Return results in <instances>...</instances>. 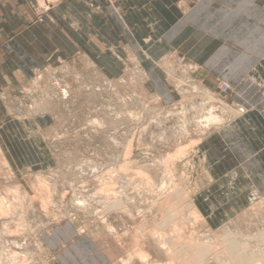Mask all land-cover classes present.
I'll list each match as a JSON object with an SVG mask.
<instances>
[{
    "label": "rangeland",
    "instance_id": "1",
    "mask_svg": "<svg viewBox=\"0 0 264 264\" xmlns=\"http://www.w3.org/2000/svg\"><path fill=\"white\" fill-rule=\"evenodd\" d=\"M28 1L35 22L40 24L51 21V14L62 3ZM101 1L104 5L90 4L92 10H103L104 16L98 22L100 26L96 28L94 23L91 28L88 24L83 31L88 32V42L75 32L77 35L71 39L73 50L53 58L49 67L25 83L21 94L14 98L17 100L9 102L14 103V110L3 120L32 119L40 126L35 137L40 149L38 163L26 164L25 157L29 156L24 154L23 164L14 168L0 146V259L10 255L8 261L2 259L0 264H60V254H42L35 247L38 239L54 226L53 229L65 226L68 232L73 226V238L83 248L90 246L89 241H84L88 240L84 239L88 237L85 233H91L101 245L100 250L113 256L110 264H171L172 255L167 250L178 245L175 256L180 261L175 264H233L222 251L206 253V247L219 250V239L225 230L240 246L254 253L255 264H264V181L247 165L253 166L258 156L254 153L244 164L239 161L237 169L217 182L216 187H221L223 194L217 193L215 187L208 188V181H214L212 175L199 172L204 162H213L200 144L216 134L219 147L211 145L213 152L235 156L233 137L248 127L255 140L247 120L262 122L261 114H253L256 110L250 111L251 107L241 103L248 112L240 120L201 133L196 120L209 101L205 95L200 96L201 100H195V94L183 98L180 92V88L185 91L195 85L193 82L205 87L213 83L210 72L201 67L209 47L213 48L209 46L210 36L222 28L216 27L223 17L222 7L204 3L207 0L200 4L197 0H169V13L192 19L184 22L178 35L170 31L164 36L159 31V19L165 15L149 0H131L129 4L124 3L127 0ZM251 11V6L243 9L244 13ZM58 23L68 27L66 22ZM80 46H86L87 55L79 50ZM113 47L114 60L109 55ZM141 70L148 74L147 82ZM256 71L251 79L264 83L260 69ZM215 81L217 103L229 104L225 97L232 100V89L228 90L224 80ZM123 173L134 182L129 191L137 196L133 206L112 210L96 199V206L106 208L100 215L73 208L74 199L83 195L104 193L111 199L110 189L122 188ZM205 185L210 192L201 199L208 212L195 202L197 188ZM15 200L19 205L11 204ZM4 202L12 205L10 213L3 209ZM172 212L181 215L179 220L170 218ZM123 213L126 218L120 219ZM74 219L82 225L74 223ZM239 224L246 227H236ZM230 226L232 230L227 228ZM80 233L85 235L79 237ZM174 240H178V245H172ZM45 244L49 246L46 240ZM145 246L159 259L139 256L138 251ZM92 250L98 252L97 247ZM72 252L69 263L77 259L76 251Z\"/></svg>",
    "mask_w": 264,
    "mask_h": 264
},
{
    "label": "crops",
    "instance_id": "2",
    "mask_svg": "<svg viewBox=\"0 0 264 264\" xmlns=\"http://www.w3.org/2000/svg\"><path fill=\"white\" fill-rule=\"evenodd\" d=\"M130 1L127 0L124 3L129 4ZM149 2L151 5L159 6L165 15L159 19L161 27L159 31L164 32V36L168 35L170 31H176L175 34L178 35V32L184 27V22L192 19L190 16H183L180 13L179 16L169 13L170 10L167 7L171 3L169 0H149ZM201 2L202 0H197L196 3L200 4ZM204 3L222 7L223 14L216 24V27L222 26V28L210 36L209 46L213 48L209 47L208 57L201 67L210 72L209 77L213 83L208 87L215 91L217 87L215 89L213 84L216 83V78L224 80L233 88L230 95V98L233 97L232 100L228 99V96L225 99L233 106H237V104L244 106L241 103H245L246 106L251 107L250 111L256 110L253 114H261L262 119V122L259 123L247 120L249 122L247 125L256 135L255 140L250 137L251 131L248 127L233 137V142L236 145L234 154L239 159H236L232 153L225 155V152L218 154L213 152L212 146L219 147L216 134L211 135L200 144V148L208 152L207 155L213 162H204L199 172L205 174L207 172L210 177L212 175L214 181H208V188L215 187L217 193L223 194L222 188L218 187L220 189L218 190L216 187L217 182L232 170L237 169L240 166L239 161H242L243 164L246 163L254 153L258 156V160L253 166L247 164L249 171L255 172L256 176H262L264 181V175H262L264 174V92L263 88L256 85L251 79V75L255 74L258 68L262 79H264V72L261 71L264 68V0H207ZM90 4L104 5L101 0H62L59 9L51 14V21L48 20L40 24L35 22L34 13L28 0H0V146L14 168H19L23 164L24 154L29 156L25 157L26 164L38 163L39 154L37 151L39 152L40 148L35 139V129L40 132V126L32 119L19 118L11 122L3 120L13 109L14 103L9 104V102L17 100L14 98L21 94L25 83L39 71L49 67L53 58L62 54L61 52L67 53L73 50L71 49L73 35L78 33L77 36L85 38L88 42V32L83 31L88 29V24L91 28L95 26L94 23H96V28L100 26L98 22H101L104 16L103 10H92ZM213 6L210 8L212 9ZM247 6H251L252 13L243 12ZM59 21L66 22L68 27L65 25L60 27ZM95 33V36L98 37L97 30ZM102 34L103 31L101 36ZM87 42L85 43L87 44ZM82 49L86 54V46L79 47L80 51ZM110 51L109 55L114 60V53H116L114 47ZM197 51L199 53L201 49L198 48ZM150 81L152 82V79ZM233 133L232 130L231 134ZM24 148L28 151L25 152ZM219 156L221 158H218ZM213 166H215L214 171ZM199 172H195V175H198ZM199 177L204 180L203 177ZM206 185L197 188L199 192L195 202L208 212L206 204L201 199L203 194L208 196L207 193L210 192L206 191ZM221 208L222 206L219 208L220 211H222ZM70 228L72 231L68 232L65 226L57 227L51 235L44 238L57 255L60 254V264H65L64 262L67 264H110L109 261L113 263L108 254L101 251L99 245H96L97 241L90 233H85L88 237L84 238L88 239L84 241H89L90 246L87 248L78 246L77 239L73 238L76 237L74 227ZM85 234L80 233L79 237ZM68 244L70 245L65 246ZM95 247L98 252L92 250ZM73 250L76 251L77 259L75 263H69L68 257L72 255Z\"/></svg>",
    "mask_w": 264,
    "mask_h": 264
},
{
    "label": "bare ground",
    "instance_id": "3",
    "mask_svg": "<svg viewBox=\"0 0 264 264\" xmlns=\"http://www.w3.org/2000/svg\"><path fill=\"white\" fill-rule=\"evenodd\" d=\"M170 57H172V56H170ZM166 58H168V57H166ZM170 59V58H169ZM175 59V57H173V60ZM165 60V59H164ZM163 60V61H164ZM165 62H167L166 60H165ZM165 62H164V64H165ZM168 62H169V60H168ZM169 64H170V62H169ZM166 66V65H165ZM189 66V65H188ZM189 68V67H188ZM52 69V68H51ZM170 69V68H169ZM50 70V69H49ZM48 70V71H49ZM54 70V69H53ZM194 70V69H193ZM45 71V70H44ZM50 71H52V70H50ZM166 71H167V69H166ZM175 71V70H174ZM173 71V72H174ZM140 72V71H139ZM167 72H169V71H167ZM171 72H172V70H171ZM172 72V73H173ZM46 73V72H45ZM45 73H44V76L43 77H45ZM141 73L143 74V75H145V80H146V82H147V80L149 79L148 78V74L147 73H145V71L144 70H141ZM141 73H139L140 75H141ZM171 73V75H173ZM177 73V72H176ZM43 74V73H42ZM47 74V73H46ZM168 74H170V73H168ZM39 75H41V74H39ZM38 75V76H39ZM130 76V75H129ZM107 77V76H106ZM131 77V76H130ZM129 77V78H130ZM133 77V76H132ZM134 78V77H133ZM36 79H37V77H36ZM46 79V78H45ZM44 79V80H45ZM178 79H180V78H178ZM132 80V79H131ZM137 80V79H136ZM138 81V80H137ZM144 81V80H143ZM180 81V80H179ZM34 82V81H33ZM41 82V81H40ZM43 82V81H42ZM133 82H136L135 80L133 81ZM180 82H182V80L180 81ZM81 83V82H80ZM79 83V84H80ZM113 83H114V81H113ZM122 83V82H121ZM143 83V82H142ZM256 84H259V85H261V86H263L264 87V83H262V82H258V81H256L255 82ZM41 84V83H40ZM108 84V83H107ZM193 84H195V85H192V87L190 88V87H188V86H186V87H188V90H183V89H181L180 88V92L182 93V96H183V98H184V96L185 95H189V94H195V100H201L200 99V96H202V95H205L206 96V98H207V100L209 101V105L208 104H206V107H204V110H203V112L201 113V115L199 116V117H197V120H196V123L198 124V126H199V129H200V132L201 133H203V132H207V131H209V130H211L212 128H216V129H219V128H221V127H223L227 122H229V121H233V123H235L234 121H238V120H240L241 119V117L242 116H245L246 115V112H248L247 110V108L246 107H244V106H242V105H238L237 104V106H233L232 104H225V103H222V104H219V103H217V101H216V99H215V97L217 96V92H215V91H213V90H211L209 87H205V86H202L201 84H196L195 82H193ZM227 85H228V90L229 89H233L228 83H226ZM39 85V84H38ZM37 85V86H38ZM55 85V84H54ZM53 85V86H54ZM183 85H185L184 83H183ZM85 86V85H84ZM87 86V85H86ZM105 86V85H104ZM178 86V85H177ZM111 87V86H110ZM115 87V86H114ZM117 87V86H116ZM119 87V86H118ZM117 87V88H118ZM147 87V86H146ZM178 87H181V86H178ZM41 88V87H40ZM49 88V87H48ZM113 88V87H112ZM82 89V88H81ZM135 89V88H134ZM30 90V89H29ZM35 90H36V88H35ZM38 90V89H37ZM117 90V89H116ZM227 90V91H228ZM49 91V90H48ZM52 91V90H51ZM115 91V90H114ZM137 91H138V89H137ZM138 92H140V91H138ZM30 93V92H29ZM207 93V94H206ZM52 94V93H51ZM53 95V94H52ZM51 95V96H52ZM158 96V95H157ZM49 97H50V95H49ZM93 97V96H92ZM160 96H158V98H159ZM186 97V96H185ZM192 97V96H191ZM96 98V97H95ZM161 98V97H160ZM190 98V97H189ZM79 99V98H78ZM145 99V98H144ZM186 99V98H185ZM44 101V100H43ZM52 101V100H51ZM88 101V100H87ZM154 101V100H153ZM45 102V101H44ZM89 102V101H88ZM43 103V102H42ZM91 103H92V101H91ZM52 104V103H51ZM81 104V103H80ZM85 104V103H84ZM149 104V103H148ZM218 104V105H217ZM40 105H43V104H40ZM46 105V104H45ZM53 105V104H52ZM48 106H50L51 107V105H48ZM47 105H46V107H48ZM77 107V106H76ZM80 107V106H79ZM37 108H38V106H37ZM41 108H45V106L44 107H42L41 106ZM86 108V107H85ZM50 109H52V107L50 108ZM38 110H42V109H40V107H39V109ZM44 110V109H43ZM43 110H42V112H43ZM47 110V109H46ZM53 110V109H52ZM85 110V109H84ZM128 110V109H127ZM39 111V112H40ZM48 111V110H47ZM45 112V111H44ZM55 113V112H54ZM35 114H36V112H35ZM39 114V113H38ZM41 114H43V113H41ZM51 115H53V114H51ZM32 116V115H31ZM128 116V115H127ZM241 116V117H240ZM250 116V115H249ZM96 118V117H95ZM97 120V119H96ZM117 120V119H116ZM95 128V127H94ZM97 128V127H96ZM100 130V129H99ZM35 132H36V135H37V130L35 129ZM97 132V131H96ZM55 133V132H54ZM34 134V133H33ZM117 144V143H116ZM131 148V147H130ZM127 151V150H126ZM130 152V151H129ZM121 159V158H120ZM88 160V159H87ZM84 161V160H83ZM74 162V161H73ZM115 162V161H114ZM126 162V161H125ZM117 163V162H116ZM84 164V163H83ZM129 164V163H128ZM131 164V163H130ZM127 165V164H126ZM125 165V166H126ZM116 167V166H115ZM130 167V166H129ZM194 167V166H193ZM195 168H196V166H195ZM198 169V168H197ZM196 169V170H197ZM118 172V171H117ZM114 174V173H113ZM126 176V177H125ZM129 175H124V173H123V177L121 178L122 179V188H121V190H115V189H110V194L112 195V197H111V199L109 198V194H104V193H100V195L99 194H92V195H83V196H81V197H76L75 199H74V201L72 202V206H73V208L74 207H77L76 208V210L77 211H86V212H89V213H94V212H96L97 213V215H100L101 213H103V212H105L106 211V208L105 207H103V206H106L107 207V209H108V207L110 208V209H112V210H116V209H118V208H120V207H125V206H130V205H134L135 203H136V198H137V196L135 195V193H132V192H129L130 191V188H131V185H133L134 186V182H133V180L132 181H130L132 178H130V180H129ZM115 178V177H114ZM128 178V179H127ZM195 180H197V179H195ZM133 182V183H132ZM14 189V188H13ZM163 190H164V187H163ZM103 191V190H102ZM102 191H99V192H102ZM177 194V193H176ZM180 194V193H179ZM106 195V196H105ZM96 199H100L101 200V202L103 203V206L102 207H100L99 208V206H96L97 204H94V200L96 201ZM159 200V199H158ZM168 200V199H167ZM21 201V200H20ZM164 201V200H163ZM169 201V200H168ZM167 201V202H168ZM175 201V200H174ZM98 202V201H97ZM20 203H22V201L20 202ZM107 203L109 204V205H107ZM172 203V202H171ZM0 204H1V202H0ZM5 204V208H3L5 211H7V213H10V210H9V208H11V204H14L15 206L16 205H19V201L18 200H15L14 202H12L11 204H6V202H4L3 203V205ZM166 205H168V204H166ZM170 206H171V204H170ZM158 207H160V206H158ZM164 207V206H163ZM168 207V206H167ZM178 207H179V205H178ZM105 208V210H103V209ZM172 208L173 207H171V210H172ZM177 209H179V208H177ZM176 209V210H177ZM165 210H166V208H165ZM180 210V209H179ZM183 211V210H182ZM169 213H170V210L168 211ZM79 213V212H78ZM92 213V214H93ZM185 213V212H184ZM170 215H172V217H170V218H172V219H176V220H179V216H181L179 213H176V212H172ZM169 215V216H170ZM120 216V219H125L126 218V216L124 215V213L123 214H121V215H119ZM79 218H81V217H79ZM171 219V220H172ZM74 221V223L75 222H77V221H75V219L73 220ZM79 225H82V223H80V222H77ZM235 223H238V221L237 222H235ZM58 224H60V223H58ZM234 224V223H233ZM45 226V225H44ZM54 226V225H53ZM55 227V226H54ZM54 227H52L51 229H48L49 231L47 232V234L46 235H43V237H41V238H39L38 239V241H37V243L35 244V247L37 248V251H40V252H42V254H46V253H50L51 255H55V251L53 250V248H51V247H49V246H47L46 244H45V236H48V235H51V233H53L54 231H55V229H53ZM236 227H238V228H241V227H246L244 224H239V225H237ZM62 228H63V226H62ZM228 229H231V226L230 227H227ZM7 229V228H6ZM6 229H5V231H6ZM232 230V229H231ZM67 231V230H66ZM176 232V231H175ZM174 233V232H173ZM173 233H171L173 236H174V234ZM91 234V233H90ZM1 235H3V232H1ZM92 235V234H91ZM122 235V234H121ZM93 236V235H92ZM175 236H176V233H175ZM51 237V236H50ZM94 238H95V240L97 241V243L99 244V242H98V240H97V238L95 237V236H93ZM52 238V237H51ZM64 238V237H63ZM176 238V237H175ZM175 241V240H174ZM219 241H220V248H219V250L217 249V251H215V250H213L211 247H206V249H207V254H215V253H217V252H223V253H225L226 254V256L227 257H229L228 259L230 260V261H232V263L233 264H255V262H256V259H254V253H251L249 250H247L246 248H244L243 246H240V244H239V242L233 237V235L230 233V232H228V230H225V232L223 233V235L220 237V239H219ZM6 242V241H5ZM53 243V242H52ZM64 243H66L65 241H64ZM63 244V243H62ZM44 245H46V246H44ZM172 245H178V240H176ZM1 246H3L2 244H1ZM5 246V245H4ZM99 246H101L100 244H99ZM1 248V247H0ZM102 248V247H101ZM178 248H180V245H178V247H176L175 249H172V248H169L168 250H167V253H169V255H170V257H171V255H172V259H171V264H175V262L178 260V261H180V259L177 257V256H175V253H177L178 252ZM103 249V248H102ZM39 253V252H38ZM167 253H166V255H167ZM5 254H6V252H5ZM14 254V256H17V255H15V253H13ZM41 254V253H40ZM107 254H108V256L110 257V259L112 260V261H114V259L112 258L113 256L107 251ZM189 253L187 252L186 253V255H188ZM138 255L139 256H141V257H149V256H155V259L156 260H158L159 258H158V256L155 254V252L152 250V249H150V247H148V246H145L144 248H141L140 249V251H138ZM10 255H8V257H9ZM256 256V255H255ZM3 258V262L5 261V260H9L10 259V257L8 258V257H6V256H2ZM12 258V257H11ZM2 259H0V261H2ZM20 259V258H19ZM170 261V260H169ZM179 264H180V262H178ZM6 264V263H5Z\"/></svg>",
    "mask_w": 264,
    "mask_h": 264
}]
</instances>
